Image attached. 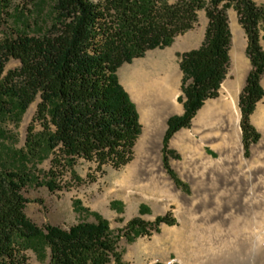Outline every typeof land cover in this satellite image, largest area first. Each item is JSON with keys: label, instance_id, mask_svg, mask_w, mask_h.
<instances>
[{"label": "trees", "instance_id": "16d2710c", "mask_svg": "<svg viewBox=\"0 0 264 264\" xmlns=\"http://www.w3.org/2000/svg\"><path fill=\"white\" fill-rule=\"evenodd\" d=\"M6 0H0V27ZM208 19L202 44L179 55L182 71L178 98L182 115L171 116L164 135V166L177 186L168 156L170 139L190 128L205 102L216 99L228 77L232 34L228 12L234 10L247 37L250 71L239 97L242 140L246 148L259 140L250 117L264 98V4L256 0H54L46 26L22 22L0 39V264H29L26 252L35 251L49 264H130L119 252L129 243L174 225L171 214L147 222L130 220L114 231L97 212L75 201L76 212L94 217L64 229L35 224L26 214L28 188L46 186L51 192L67 188L66 173L80 180L74 168L80 160L120 170L132 162L142 124L136 104L121 85L118 70L148 51L170 47L195 28L199 12ZM19 62L7 70L10 60ZM37 102L36 121L22 149L14 148L7 125L17 127ZM50 159L49 180H41L36 166ZM35 163L34 168L29 167ZM93 181L96 179L91 178ZM61 183H64L62 186ZM184 187V186H183ZM112 208L124 213L122 202ZM150 211L140 206V214ZM154 264H164L156 262Z\"/></svg>", "mask_w": 264, "mask_h": 264}, {"label": "rangeland", "instance_id": "374dc122", "mask_svg": "<svg viewBox=\"0 0 264 264\" xmlns=\"http://www.w3.org/2000/svg\"><path fill=\"white\" fill-rule=\"evenodd\" d=\"M6 1L8 3L4 5H8L9 8L4 10L5 14L2 16L0 39L22 22L38 21L45 26L51 22L54 0ZM166 1L172 4L178 0ZM256 1L260 5L264 4V0ZM228 18L232 34L229 74L220 89L219 96L206 101L200 110L207 103H214L219 98L232 97L237 100L242 154L240 155L234 141L229 138L232 134L227 120V116L231 114L230 108L215 112L211 117L195 123L199 110L192 120L191 127L177 132L188 131L189 138L185 144H172L176 133L168 145V149L178 156V158L168 156L169 166L184 187L177 186L164 166L163 140L159 157L150 155L154 153L153 145L148 144L149 152L139 162L134 163L136 160L134 150L131 163L120 170L107 168L104 175L98 172L95 164L80 160L74 168L80 180H73L71 173H66L67 188L57 192H51L46 186L31 187L26 190L25 195L31 201L27 205L26 214L35 224L41 228L53 225L69 229L83 220L94 221V217L75 211L73 206L75 201H81L82 207L90 212L102 215L109 221L114 231L124 229L127 223L136 217L153 222L157 217L171 214L176 221L174 225L162 224L160 232L139 237L132 243L125 238L121 240L119 252L125 263L264 264V242L256 239L260 234L259 231L264 230V216L261 213L256 214L248 206V203L256 197L262 208L260 212L264 210V121L259 120V115L264 112V98L250 117V124L258 132L259 140L246 148L242 140L239 97L251 68L246 55L247 37L234 10L228 12ZM207 24L206 12L202 10L199 12V20L195 28L177 37L170 47L148 51L144 57L125 63L118 70L121 85L128 93L134 95L125 76L134 69L142 67L147 61L168 57L178 72L177 102L182 106L181 112L171 113L168 118L182 115L184 105L178 100L183 95L181 90L183 74L179 55L202 44ZM262 45L264 47V38ZM237 61L240 64L239 68L236 67ZM18 66L19 62L12 59L7 63L6 69L11 70ZM132 94L131 97L134 98L135 95ZM32 108H35V112L31 120L26 123L27 115ZM36 111L37 102L29 107L17 127L13 124L7 125L8 135L12 137L14 148L22 149L25 146L29 128L34 127L35 131L41 130L40 122L35 119ZM144 133L142 129L135 146ZM223 139L226 143H223ZM34 164L30 163L29 167L33 169ZM51 167L48 159L37 164L35 171L41 180H49L48 172ZM91 178L96 180L93 181ZM61 185L63 186L64 183ZM114 201L123 203L124 213L120 214L112 208ZM205 204L208 206L207 212L204 210ZM141 205H145L150 212L141 215ZM239 212H242V218L238 221L235 216ZM205 219H210L211 224L202 227L197 233L192 223L195 221L202 223ZM221 221H226L227 224L219 227ZM198 235L205 237L197 240ZM190 245H203L201 255L194 256L192 252L194 248ZM26 254L29 264L50 262L46 253L43 257L38 256L33 250L27 251Z\"/></svg>", "mask_w": 264, "mask_h": 264}, {"label": "bare ground", "instance_id": "6f19581e", "mask_svg": "<svg viewBox=\"0 0 264 264\" xmlns=\"http://www.w3.org/2000/svg\"><path fill=\"white\" fill-rule=\"evenodd\" d=\"M239 66H240V64L237 61L236 67L239 68ZM125 79L127 81V84H129L130 90H132L136 95L140 93V90H141L140 84L141 85L143 84V89L146 92H151L155 98H158V99H160V101L163 102V103L160 104L161 107L159 108L158 113H157L156 116H159V117L162 116L163 115L162 112H163L165 106L169 105V103L171 105L170 109H169L170 113L168 112L169 114H171V113H179V112L182 111V106H180L178 104V102H177V95L178 94L176 92L177 91L176 90V85H177V79H178V72H177V70H175L172 61L168 57H159L155 61H147V62H145V64L142 67L134 69L133 71L129 72L125 76ZM227 107H229L230 111H231V114L227 116L228 126L230 127L231 132H232V134L229 135V138L232 141H234V143L236 145V149L239 151V153L241 155L242 152H243V147H242V145L240 143V140H241V136H240L241 130H240V125H239L240 113H239V110H238V107H237V100L235 98H232V97L219 98L214 103H212V102L207 103L206 106L202 110H200L198 116L195 119V123H199L201 120H204V119H206L208 117H211L215 112L227 109ZM155 109H157V108H155ZM34 112H35V108L30 109V111H29V113L27 115V118H26V123H28L31 120ZM259 120L262 121V122L264 121V112H262L259 115ZM161 125L162 126H160L158 129H156V131H154L151 134H149L145 130V133L141 136V138L139 139V141H138V143H137V145L135 146V149H134L135 150V155H136V160L134 162L135 164L137 162H139L141 159H143L145 154H147L149 152L148 149H147V145L148 144H152L153 145V151L152 152H154V153H152L150 155H154L155 157H159L160 149H161V146H162L163 135H164V131H165V128H166L165 122L163 124H161ZM187 138H189L188 131L187 130H182L181 132H179V133H177L175 135V137L172 140V144L173 145L185 144ZM222 141H223V143H226L225 139H223ZM248 206L250 208H252V210H254L256 212V214L257 213L258 214L261 213L264 216V210L262 212H260V209H262V208H261V205H260L259 201L256 200V197L251 202L248 203ZM207 207L208 206L205 204L204 210H206ZM207 211L208 210H206V212ZM203 216L205 217L206 215H203ZM208 218H209V216H208ZM235 218L238 221L241 220L242 212L237 213ZM219 223H220V224H218L219 227H223V226H225L227 224L226 221H221ZM210 224H211V220L210 219L209 220L205 219V221L202 222V223H199L198 221L193 222L192 223V227L195 230L197 229L196 232L199 233L201 231L202 227L209 226ZM204 232H202V233H204ZM259 233L260 234L257 235L256 239L258 241H260V242L261 241L264 242V230L263 231H259ZM198 237H199V239H197V240H201V237H205V236H201L200 237V235H198ZM190 246H192L194 248L193 251H192L194 256L195 255L199 256V254L201 255V251H202V249L204 247L203 245H190Z\"/></svg>", "mask_w": 264, "mask_h": 264}, {"label": "crops", "instance_id": "0c3cea01", "mask_svg": "<svg viewBox=\"0 0 264 264\" xmlns=\"http://www.w3.org/2000/svg\"><path fill=\"white\" fill-rule=\"evenodd\" d=\"M140 86H141L140 93L136 95L132 91L134 93L135 97L134 98L131 97V98L137 106V109H138V112L140 115V122L142 124V129H144V131L146 130V132L151 134L154 131H156V129H158L160 126H162L161 124H163L165 122V124H166L165 131H166L167 130V121L169 119L168 117L171 115V114H169L170 113L169 109L171 106L170 103H169V105L165 106V108L162 112L163 113L162 116H160V117L156 116L159 108L161 107L160 104L163 102L160 101V99L155 98L151 92H146L143 89V84L142 85L140 84ZM131 94H130V96H131ZM155 108H157V109H155ZM165 131H164V134H165Z\"/></svg>", "mask_w": 264, "mask_h": 264}]
</instances>
